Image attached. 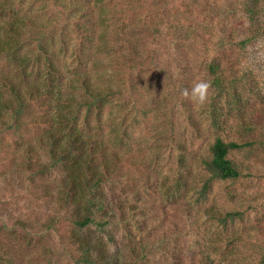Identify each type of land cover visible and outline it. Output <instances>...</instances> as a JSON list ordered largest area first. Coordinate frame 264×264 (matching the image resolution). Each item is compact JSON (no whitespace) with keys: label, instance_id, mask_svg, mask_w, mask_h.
Instances as JSON below:
<instances>
[{"label":"rangeland","instance_id":"obj_1","mask_svg":"<svg viewBox=\"0 0 264 264\" xmlns=\"http://www.w3.org/2000/svg\"><path fill=\"white\" fill-rule=\"evenodd\" d=\"M12 1L16 8L0 17V29L24 21L26 59L40 55L36 37L42 36L65 69L62 83L82 69L100 88L120 90L101 125L94 114L86 126L84 108L80 130L119 146L114 129L133 115L139 120L132 128L136 139L122 145L119 177L106 185L122 207L119 224L101 233L110 251L116 248L133 264H264V3L255 16L245 9L247 0H109L137 5L133 14L114 11L111 37L101 41L104 28L96 24L100 49L85 38L93 35L89 30L82 36L64 23L51 0ZM123 23L130 26L126 35L112 34ZM249 35L251 42L242 44ZM212 62L220 64L221 86L213 83ZM20 67L0 55V72L20 79ZM199 80L212 87L207 104L194 107L181 91ZM217 110L223 128L213 126ZM45 126L22 130V139L0 133V264H76L78 258L70 209L58 201L62 179L56 171L28 167L30 156L49 160ZM216 136L254 144L230 153L242 176L215 178L205 190L211 173L202 159L210 158ZM228 212L235 217L223 224L218 216ZM136 221L144 222L145 232Z\"/></svg>","mask_w":264,"mask_h":264},{"label":"trees","instance_id":"obj_2","mask_svg":"<svg viewBox=\"0 0 264 264\" xmlns=\"http://www.w3.org/2000/svg\"><path fill=\"white\" fill-rule=\"evenodd\" d=\"M125 1L129 3V0ZM51 2L53 8L63 13L64 23H73L78 31L82 32V36L89 30L93 35L85 38L91 47L97 45L100 49L101 45L95 43L98 34L95 33L96 24L104 28L105 33L100 35L101 41L111 37L109 30L114 11L125 10V14L128 15L137 5L135 2L134 6L129 7L128 4L126 6L113 4V1L109 0H51ZM246 2L247 12L256 16L264 0ZM14 8H16L14 1L0 0V17ZM96 17H99L98 22ZM20 23L24 24V21L7 22L6 26L0 29V55H8L19 63L23 73V77L18 79L0 72V133L13 131L22 139L25 135L22 130L30 126L47 125L42 130L41 138L46 139L42 144L47 145L49 160L44 162L42 156L34 157L33 149L29 147L27 153L33 158L30 156L28 167L35 169L38 167L43 173L56 171L62 179L58 201L70 209L72 239L78 250L76 264H133L128 257L122 261L121 255L116 253V248L110 251L101 233L105 234L111 224L116 226L120 222L118 209L121 210L122 207L118 203L114 204L115 200L111 201L113 198L106 193V185L114 183L119 177L120 162L124 160L122 145L136 139L132 128L139 120L133 115L126 119L127 124L114 129L112 134L116 138L115 143L119 142V146L113 145L98 134L80 130L79 119L82 118L84 108L86 111L83 123L90 127L89 118L96 114L97 122L101 125L106 106L120 90L113 85L100 88L92 79L91 73L82 69L73 71V77L68 84L62 83V79L66 77L65 69L59 65L58 55L52 51V45L41 40L42 36L36 37L39 41L40 55L32 60L28 59V56L26 59L22 52L24 49L22 35L25 31H22L24 27ZM46 27L48 25L44 24L43 28ZM129 27L123 23L116 30L113 29L112 34L117 37H121V33L126 35ZM180 28L182 30V27ZM255 31L258 32V29ZM135 35L133 33V36ZM250 38L249 35L240 41L246 44L251 42ZM33 64L39 65L36 73L31 70ZM40 69L43 70L42 74L38 73ZM210 72L214 75L213 83L221 86L224 83V75L220 64L212 62ZM42 103L47 105L48 109L45 111H42ZM134 108L138 109L137 114L141 115L142 111L136 106ZM142 114L145 115L146 112L143 111ZM219 118L217 110L213 114V126L223 128L224 123ZM253 144L254 141L240 142L216 136L210 146V158L202 159L204 169L211 173L209 180L205 181L204 189H208L209 182L215 178L227 180L242 176V172L230 158V153ZM234 217L232 212L218 216L223 224H228V218ZM136 222L134 225L137 228L143 227L141 232H145L144 222ZM108 235L112 237L110 232ZM107 243L110 244L108 241Z\"/></svg>","mask_w":264,"mask_h":264},{"label":"clouds","instance_id":"obj_3","mask_svg":"<svg viewBox=\"0 0 264 264\" xmlns=\"http://www.w3.org/2000/svg\"><path fill=\"white\" fill-rule=\"evenodd\" d=\"M212 85L207 80L194 82L190 88L181 91L182 97L193 104L194 107H203L207 104L210 97Z\"/></svg>","mask_w":264,"mask_h":264}]
</instances>
